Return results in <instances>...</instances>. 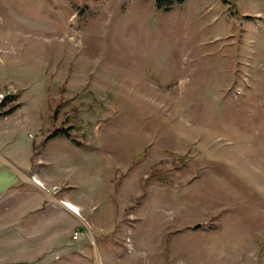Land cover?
<instances>
[{
    "label": "rangeland",
    "instance_id": "obj_1",
    "mask_svg": "<svg viewBox=\"0 0 264 264\" xmlns=\"http://www.w3.org/2000/svg\"><path fill=\"white\" fill-rule=\"evenodd\" d=\"M6 96L0 264H264V0H0Z\"/></svg>",
    "mask_w": 264,
    "mask_h": 264
},
{
    "label": "crops",
    "instance_id": "obj_2",
    "mask_svg": "<svg viewBox=\"0 0 264 264\" xmlns=\"http://www.w3.org/2000/svg\"><path fill=\"white\" fill-rule=\"evenodd\" d=\"M2 166H1V163H0V168H1ZM23 174V173H22ZM33 175H35V174H33ZM25 177H26V179L31 183V184H33V187H36L37 189H39V190H45V189H43L44 187H43V185L41 186H39V185H37V184H35V182L34 181H32L31 180V178L29 177V176H27V175H24ZM36 176V175H35ZM37 177V176H36ZM15 178H13L12 180H11V182L14 180ZM11 182H9L8 183V185H6V187H8L9 188V186H12V183ZM5 187V188H6ZM8 188H6L7 190H8ZM46 191V190H45ZM46 193H48V192H46ZM48 195L49 196H51L52 197V199H54L55 200V202H59V206L62 208V210L68 215V217L69 218H71V219H73V222H72V225H71V229H70V233H71V235H72V231H73V228H74V226L78 223V221H79V218H80V212H79V214L77 213V212H75V211H71V210H68V209H66L64 206H63V204L61 203V199L59 200H57L54 196H53V194H51V193H48ZM58 198V197H57ZM76 213V214H75ZM78 220V221H77ZM32 223H35V221H33ZM31 253H34V252H31ZM42 257V255H41V251H37V253H35V254H32V259L33 260H35L36 261V263H37V261H39V259ZM9 264H14V263H9Z\"/></svg>",
    "mask_w": 264,
    "mask_h": 264
},
{
    "label": "trees",
    "instance_id": "obj_3",
    "mask_svg": "<svg viewBox=\"0 0 264 264\" xmlns=\"http://www.w3.org/2000/svg\"><path fill=\"white\" fill-rule=\"evenodd\" d=\"M182 1L183 0H156V3L158 7L168 9L173 3L182 2ZM11 96L15 97L14 95H11ZM12 97L6 96L0 104L3 105L7 100L9 99L11 100ZM71 128H73V126H71ZM62 129H63V132L65 133L64 135H70V132L66 131V130H69L70 128L65 127Z\"/></svg>",
    "mask_w": 264,
    "mask_h": 264
},
{
    "label": "built area",
    "instance_id": "obj_4",
    "mask_svg": "<svg viewBox=\"0 0 264 264\" xmlns=\"http://www.w3.org/2000/svg\"><path fill=\"white\" fill-rule=\"evenodd\" d=\"M32 180L34 182H36L37 184H40V182L36 179L35 175H32ZM73 211H75V212H77L79 214L77 209L73 210ZM82 234H83L82 229L77 226V227H75V229H74V231L72 233V239L73 240H77L80 236H82Z\"/></svg>",
    "mask_w": 264,
    "mask_h": 264
},
{
    "label": "bare ground",
    "instance_id": "obj_5",
    "mask_svg": "<svg viewBox=\"0 0 264 264\" xmlns=\"http://www.w3.org/2000/svg\"><path fill=\"white\" fill-rule=\"evenodd\" d=\"M33 181V180H32ZM65 207L68 209V210H76V206H74L72 203H69V202H66L65 204ZM76 214V213H75Z\"/></svg>",
    "mask_w": 264,
    "mask_h": 264
}]
</instances>
